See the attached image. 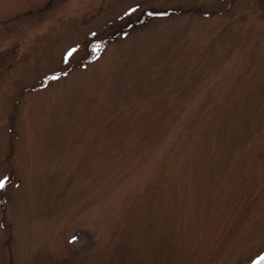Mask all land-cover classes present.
<instances>
[{"label":"rangeland","instance_id":"374dc122","mask_svg":"<svg viewBox=\"0 0 264 264\" xmlns=\"http://www.w3.org/2000/svg\"><path fill=\"white\" fill-rule=\"evenodd\" d=\"M0 181V264H264V0H0Z\"/></svg>","mask_w":264,"mask_h":264},{"label":"trees","instance_id":"16d2710c","mask_svg":"<svg viewBox=\"0 0 264 264\" xmlns=\"http://www.w3.org/2000/svg\"><path fill=\"white\" fill-rule=\"evenodd\" d=\"M166 13H168L167 11H161V12H159V14H161V15H164V14H166ZM140 22V21H139ZM138 22V23H139ZM121 30H122V28H120V29H117V31L116 32H121Z\"/></svg>","mask_w":264,"mask_h":264},{"label":"snow or ice","instance_id":"6c2138e0","mask_svg":"<svg viewBox=\"0 0 264 264\" xmlns=\"http://www.w3.org/2000/svg\"><path fill=\"white\" fill-rule=\"evenodd\" d=\"M4 186H5V182L4 181H0V188H3Z\"/></svg>","mask_w":264,"mask_h":264},{"label":"flooded vegetation","instance_id":"af4514ba","mask_svg":"<svg viewBox=\"0 0 264 264\" xmlns=\"http://www.w3.org/2000/svg\"><path fill=\"white\" fill-rule=\"evenodd\" d=\"M129 21H131V20H127V21H125V22H129Z\"/></svg>","mask_w":264,"mask_h":264}]
</instances>
